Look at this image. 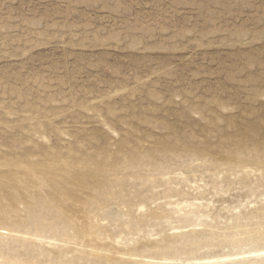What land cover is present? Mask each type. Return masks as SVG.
<instances>
[{"label":"rangeland","instance_id":"1","mask_svg":"<svg viewBox=\"0 0 264 264\" xmlns=\"http://www.w3.org/2000/svg\"><path fill=\"white\" fill-rule=\"evenodd\" d=\"M261 249L264 0H0V264Z\"/></svg>","mask_w":264,"mask_h":264},{"label":"bare ground","instance_id":"2","mask_svg":"<svg viewBox=\"0 0 264 264\" xmlns=\"http://www.w3.org/2000/svg\"><path fill=\"white\" fill-rule=\"evenodd\" d=\"M252 254L253 257H256V256H261V255H264V249H261V250H256V251H253V252H249ZM245 255V254H244ZM167 259V258H165ZM168 260V259H167ZM210 260V259H209ZM203 261V260H201Z\"/></svg>","mask_w":264,"mask_h":264}]
</instances>
